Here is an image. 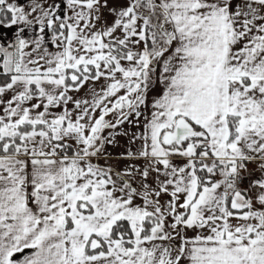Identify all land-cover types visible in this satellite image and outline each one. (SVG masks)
Returning <instances> with one entry per match:
<instances>
[{"label": "snow or ice", "instance_id": "6c2138e0", "mask_svg": "<svg viewBox=\"0 0 264 264\" xmlns=\"http://www.w3.org/2000/svg\"><path fill=\"white\" fill-rule=\"evenodd\" d=\"M0 264H264V0H0Z\"/></svg>", "mask_w": 264, "mask_h": 264}]
</instances>
